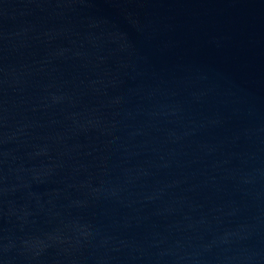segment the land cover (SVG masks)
I'll return each instance as SVG.
<instances>
[{"label": "water", "instance_id": "95a60500", "mask_svg": "<svg viewBox=\"0 0 264 264\" xmlns=\"http://www.w3.org/2000/svg\"><path fill=\"white\" fill-rule=\"evenodd\" d=\"M0 264H264V0H0Z\"/></svg>", "mask_w": 264, "mask_h": 264}]
</instances>
